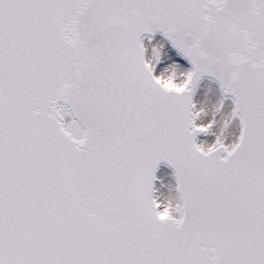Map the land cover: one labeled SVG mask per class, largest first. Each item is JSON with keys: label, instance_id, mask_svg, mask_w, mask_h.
<instances>
[{"label": "snow or ice", "instance_id": "obj_1", "mask_svg": "<svg viewBox=\"0 0 264 264\" xmlns=\"http://www.w3.org/2000/svg\"><path fill=\"white\" fill-rule=\"evenodd\" d=\"M0 264H264V0H0Z\"/></svg>", "mask_w": 264, "mask_h": 264}]
</instances>
